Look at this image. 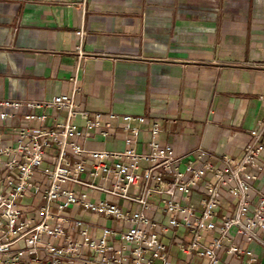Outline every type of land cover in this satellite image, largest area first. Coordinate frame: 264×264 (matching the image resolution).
I'll use <instances>...</instances> for the list:
<instances>
[{
  "label": "crops",
  "instance_id": "crops-1",
  "mask_svg": "<svg viewBox=\"0 0 264 264\" xmlns=\"http://www.w3.org/2000/svg\"><path fill=\"white\" fill-rule=\"evenodd\" d=\"M82 28L88 55L79 60L76 33ZM60 95H73L90 116L144 117L138 153L147 151L157 124L159 144L177 153L202 146L239 159L252 131L264 122V0H0V100L48 101ZM45 112L59 122L66 117ZM74 124L81 127L83 121L77 118ZM77 143L91 150L125 147L119 129L107 138L95 135ZM259 161L255 189L264 195V152ZM203 186L200 182L188 200H181L194 205L197 214ZM152 199L158 206L159 197ZM250 200L256 205L259 196L251 192ZM235 211L236 201L224 191L213 221ZM73 212L85 221H100ZM149 215L167 222L156 207ZM103 222L122 227L111 219ZM217 236L204 233L202 242L209 245ZM165 237L174 242L172 264H205L180 251L177 242H190L189 232ZM230 238L252 251L256 264H264V234L248 242L233 229ZM223 264L241 263L224 256Z\"/></svg>",
  "mask_w": 264,
  "mask_h": 264
},
{
  "label": "built area",
  "instance_id": "built-area-1",
  "mask_svg": "<svg viewBox=\"0 0 264 264\" xmlns=\"http://www.w3.org/2000/svg\"><path fill=\"white\" fill-rule=\"evenodd\" d=\"M76 34L81 60L88 55L82 46L86 32L82 28ZM46 110L65 112V120L57 121ZM77 118L81 127L74 124ZM145 124L144 117L131 115L90 116L73 95L0 100V264H172L174 242L165 236L178 230L191 235L190 242H177L180 251L205 264H223L224 256L256 264L252 251L230 242V232L235 229L248 242L264 234V195L255 189L262 172L264 122L252 131L239 159L202 146L177 153L159 144L157 124L147 151L138 153ZM117 129L123 150H91L77 143L95 135L107 138ZM200 182L205 198L197 214L194 205L181 200H188ZM224 191L236 201V211L217 223L213 219ZM251 192L259 196L256 205ZM155 207L167 222L149 215ZM73 210L100 221H85ZM108 219L122 227L107 226L103 220ZM207 232L218 233L209 245L202 242Z\"/></svg>",
  "mask_w": 264,
  "mask_h": 264
}]
</instances>
